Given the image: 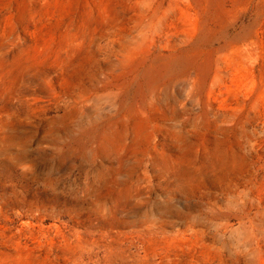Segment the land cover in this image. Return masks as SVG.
Wrapping results in <instances>:
<instances>
[{
	"label": "rangeland",
	"instance_id": "rangeland-1",
	"mask_svg": "<svg viewBox=\"0 0 264 264\" xmlns=\"http://www.w3.org/2000/svg\"><path fill=\"white\" fill-rule=\"evenodd\" d=\"M0 264H264V0H0Z\"/></svg>",
	"mask_w": 264,
	"mask_h": 264
}]
</instances>
